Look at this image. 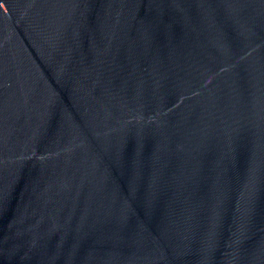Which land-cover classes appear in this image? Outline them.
Wrapping results in <instances>:
<instances>
[{
  "label": "water",
  "instance_id": "1",
  "mask_svg": "<svg viewBox=\"0 0 264 264\" xmlns=\"http://www.w3.org/2000/svg\"><path fill=\"white\" fill-rule=\"evenodd\" d=\"M0 264H264V0H0Z\"/></svg>",
  "mask_w": 264,
  "mask_h": 264
}]
</instances>
